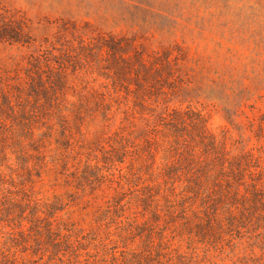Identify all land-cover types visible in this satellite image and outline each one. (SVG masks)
I'll use <instances>...</instances> for the list:
<instances>
[{"label":"trees","instance_id":"obj_1","mask_svg":"<svg viewBox=\"0 0 264 264\" xmlns=\"http://www.w3.org/2000/svg\"><path fill=\"white\" fill-rule=\"evenodd\" d=\"M217 1L232 3L218 15L231 11V27L264 30V0ZM32 42L21 19L0 12V45ZM185 61L176 45L152 53L105 34L0 64V264H203L226 248L263 259L264 145L248 148L244 134L259 143L264 114L212 132L202 111L169 109L197 84ZM81 68L113 92L84 91L71 78ZM253 80L228 84L248 93ZM119 92L131 112L113 109ZM134 114L142 127L125 133Z\"/></svg>","mask_w":264,"mask_h":264},{"label":"rangeland","instance_id":"obj_2","mask_svg":"<svg viewBox=\"0 0 264 264\" xmlns=\"http://www.w3.org/2000/svg\"><path fill=\"white\" fill-rule=\"evenodd\" d=\"M223 5L233 6L230 1L217 0H0V12L21 19L33 40L28 48L0 45V64L9 66L38 50H63L71 46L76 49L79 40L86 42L105 34L135 39L136 44H142L152 53L161 54L162 50L176 45L186 54V61L181 64L182 73L187 74L184 79L195 73L197 84L193 82V86L169 97L167 107L189 105L202 111L212 132L230 128L228 123L232 120L244 128L248 118L264 114V30L231 27L229 22L237 23L229 16L231 11L218 16ZM224 32L226 36L222 37ZM242 74L255 78L251 82L243 81L248 93L241 92L236 84H228ZM71 78L75 84L85 87L84 91L113 92L110 82L99 78L95 71L86 72L81 68ZM209 80L218 84L213 89V101L208 100ZM114 97L113 109L117 104L127 113L131 112V97L127 98L123 92ZM164 106L160 104L159 109L163 111ZM122 117V114L115 116L111 131L119 127ZM129 121L134 126L125 133L142 127L136 114ZM244 137L250 138L248 148L264 145V138L257 143L246 131ZM227 250L220 255L210 252L203 264H264V257L260 261L258 252L249 261V256H233ZM44 262L46 259L41 263Z\"/></svg>","mask_w":264,"mask_h":264}]
</instances>
